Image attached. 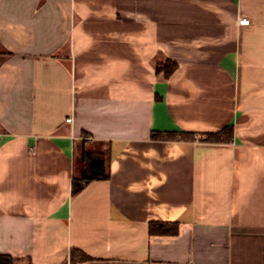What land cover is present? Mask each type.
Here are the masks:
<instances>
[{"label": "crops", "instance_id": "obj_1", "mask_svg": "<svg viewBox=\"0 0 264 264\" xmlns=\"http://www.w3.org/2000/svg\"><path fill=\"white\" fill-rule=\"evenodd\" d=\"M84 150L110 179L73 196ZM72 251L264 264V0H0V255Z\"/></svg>", "mask_w": 264, "mask_h": 264}, {"label": "trees", "instance_id": "obj_2", "mask_svg": "<svg viewBox=\"0 0 264 264\" xmlns=\"http://www.w3.org/2000/svg\"><path fill=\"white\" fill-rule=\"evenodd\" d=\"M177 64L173 62H166L165 64H160L157 66V73H164L166 77H169L177 69ZM178 135L173 134H154L153 139H165L172 140L177 139ZM183 139L195 140L196 136L193 135H183ZM189 137V138H188ZM233 139V129L225 128L218 134L207 136L205 141L211 143H227ZM107 154L106 153H91L86 150L83 151L81 162L83 163V170L77 176H74L72 183V194L76 196L80 194L87 185L94 181H107L110 179V171L107 165ZM179 232L178 223H155L150 225L151 235H165L174 236ZM91 258L82 254L78 251H72L71 253V264H75L78 261H90ZM0 264H14L13 257L9 255H0Z\"/></svg>", "mask_w": 264, "mask_h": 264}, {"label": "built area", "instance_id": "obj_3", "mask_svg": "<svg viewBox=\"0 0 264 264\" xmlns=\"http://www.w3.org/2000/svg\"><path fill=\"white\" fill-rule=\"evenodd\" d=\"M251 23V20L250 18L248 17H245V16H242L240 19H239V25L240 26H249ZM72 119H68L67 122H71Z\"/></svg>", "mask_w": 264, "mask_h": 264}, {"label": "rangeland", "instance_id": "obj_4", "mask_svg": "<svg viewBox=\"0 0 264 264\" xmlns=\"http://www.w3.org/2000/svg\"><path fill=\"white\" fill-rule=\"evenodd\" d=\"M79 163H80V161H79Z\"/></svg>", "mask_w": 264, "mask_h": 264}]
</instances>
